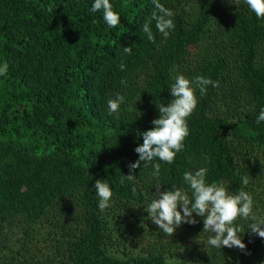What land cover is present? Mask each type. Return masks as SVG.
<instances>
[{
	"label": "trees",
	"instance_id": "1",
	"mask_svg": "<svg viewBox=\"0 0 264 264\" xmlns=\"http://www.w3.org/2000/svg\"><path fill=\"white\" fill-rule=\"evenodd\" d=\"M159 2L175 13V28L164 37L151 21L152 42L142 28L156 10L153 0H110L120 14L115 28L102 11L90 12L94 0H0V66L9 65L0 76V240L23 233L0 264H48L30 247L41 223L50 228L55 264H169L166 252L175 247L186 264H264V239L247 229L251 221H237L246 254L207 245L212 234L202 232V217L167 236L144 211L159 195L155 185L183 188L191 198L184 172L207 167L208 183L230 193L243 187L264 219V121L256 122L264 108V18L244 0ZM177 75H203L219 87L209 85L204 96L197 90L184 150L172 164L154 161L159 178L142 163L121 184L139 158L137 133L154 127ZM117 93L125 102L109 114ZM97 179L113 191L103 212ZM133 216L159 232L143 254L118 256L113 250L123 241L108 231L107 218Z\"/></svg>",
	"mask_w": 264,
	"mask_h": 264
},
{
	"label": "clouds",
	"instance_id": "2",
	"mask_svg": "<svg viewBox=\"0 0 264 264\" xmlns=\"http://www.w3.org/2000/svg\"><path fill=\"white\" fill-rule=\"evenodd\" d=\"M249 9L255 13L257 18H264V0H244ZM155 11L151 17L143 24L142 31L149 41L154 42L155 37L150 27L151 21H155V27L164 37L170 34V30L175 28L173 16L175 13L165 7L159 0H153ZM238 3V0H237ZM102 11L103 19L109 28H115L120 23V14L113 10L110 0H94L90 12ZM124 52L128 55L132 53V47H124ZM9 65L5 62L0 66V76L8 73ZM123 71L125 65L120 64ZM121 84L126 85L125 80ZM219 87V81H214L203 75L188 79L184 75H177L175 82L170 87V94L173 99L168 104H159V117L153 119V128L143 132H138L143 137V143L135 147L138 160L130 162L129 174L120 177V183L133 181L136 176L133 174L141 164L148 167L152 165V175L159 178L161 164L154 163L158 158L167 164L174 163L177 153L184 150V141L189 135L187 118L191 116L197 107V90L200 96L207 94L208 86ZM125 102L124 95L117 93L115 98L108 99L109 114L117 113L122 103ZM264 121V108H262L256 118V122ZM208 157L205 156V160ZM207 167H201L196 171H185L183 179L189 192L183 188L174 187L172 190L160 191L161 185H155L158 197L144 207V211L159 230L167 236H172L175 230L184 223L195 225L198 223L196 217L203 218L202 232L211 233L206 241L216 249L224 247L236 248L247 253L246 245L241 238L245 232L244 228L237 223L239 220L251 221L248 228L251 234L264 239V219H260L253 211L254 202L252 195L242 187L238 193H230L222 183H208ZM243 186L249 184L247 175L241 178ZM98 197V208L103 212L111 206L113 191L106 180L97 179L93 185ZM136 191L135 187L132 189ZM182 209V211H181ZM195 214V215H193Z\"/></svg>",
	"mask_w": 264,
	"mask_h": 264
},
{
	"label": "rangeland",
	"instance_id": "3",
	"mask_svg": "<svg viewBox=\"0 0 264 264\" xmlns=\"http://www.w3.org/2000/svg\"><path fill=\"white\" fill-rule=\"evenodd\" d=\"M137 216V215H136ZM125 217L123 219L107 218L108 231L116 238L121 237L123 244L117 246L113 253L122 256V254L140 255L144 253V248L148 243H153L158 234L157 227L150 222V225L145 223L143 218ZM50 229L48 224H40L33 228L34 233L31 239V250L39 260H45L48 264H55L59 262L60 258L55 254L53 246L50 245L51 240L46 232ZM22 232L16 234L7 233L2 240H0V261L1 256L12 254L13 250L19 247L18 239L22 237ZM166 252L167 261L169 264H186L185 258L181 254L178 247H175Z\"/></svg>",
	"mask_w": 264,
	"mask_h": 264
}]
</instances>
